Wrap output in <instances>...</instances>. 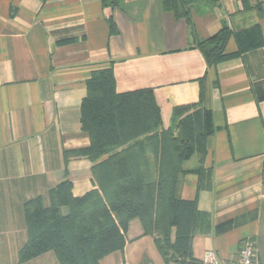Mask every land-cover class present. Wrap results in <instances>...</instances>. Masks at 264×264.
Masks as SVG:
<instances>
[{"label": "crops", "instance_id": "0c3cea01", "mask_svg": "<svg viewBox=\"0 0 264 264\" xmlns=\"http://www.w3.org/2000/svg\"><path fill=\"white\" fill-rule=\"evenodd\" d=\"M222 27L230 31L227 57L208 65L197 41ZM253 28L261 43L238 53L236 33ZM109 66L117 93L152 90L160 129L174 126L178 106L210 110L214 132L204 153L182 162L177 184V196L198 212L192 256L212 250L236 262L249 239L264 264V0H201L187 19L162 0L115 8L101 0H0V264H60L52 250L19 260L24 203L37 196L48 203L64 179L75 197L96 187L94 162L64 151L89 145L81 124L86 83ZM124 239L99 263L165 264L137 219Z\"/></svg>", "mask_w": 264, "mask_h": 264}, {"label": "trees", "instance_id": "16d2710c", "mask_svg": "<svg viewBox=\"0 0 264 264\" xmlns=\"http://www.w3.org/2000/svg\"><path fill=\"white\" fill-rule=\"evenodd\" d=\"M122 1L101 0L102 5L108 8H115ZM198 1L201 0H162V7L173 11L177 17L187 19L190 5ZM109 27L110 33H115L111 18ZM229 35L228 28L222 27L211 37L197 41L196 46L208 65L227 57L223 51ZM236 36L240 44L238 53L261 43L258 28L240 31ZM86 88L87 93L81 103V124L89 134L90 143L86 147L66 150L64 155L66 159L86 157L93 161L92 175L99 189L93 188L83 196L75 197L71 192V182L64 179L50 189L49 207L43 206L41 196L26 201L27 241L19 251V260L52 250L60 264H100L102 257L123 248L128 224L137 218L143 234L153 235L150 229L153 226L163 236L161 241L154 239L165 264H201L193 258L191 248L198 212L194 201L176 196V184L183 172L182 162L196 152L204 153L206 139L214 132L210 110L200 104L178 106L174 109L175 116L187 111L192 113L184 114L175 129H160V111L152 90L117 93L110 66L93 71ZM193 127L195 132L191 130ZM150 134L161 142V166L167 164L161 171L165 172L155 183L144 178L136 156L137 144L125 148L127 143ZM103 156L107 157L103 159ZM165 158L167 162L164 163ZM152 187H157L156 204L148 196ZM60 205L70 208L67 217L61 219L66 222V229L54 228V222L48 221L47 234L31 236L34 209L42 212L40 221L45 217L58 220L57 208ZM172 228H175L174 241L170 239ZM29 239L47 246L31 249Z\"/></svg>", "mask_w": 264, "mask_h": 264}, {"label": "rangeland", "instance_id": "374dc122", "mask_svg": "<svg viewBox=\"0 0 264 264\" xmlns=\"http://www.w3.org/2000/svg\"><path fill=\"white\" fill-rule=\"evenodd\" d=\"M188 113H192L191 111H187V112H183L182 114H180V116H176L175 120H174V129L175 126L179 123V121L183 118L184 114H188ZM193 132H195V127H193L191 129ZM160 130L157 131L156 134H159ZM177 132V130L175 131ZM157 138L155 137V135H144L142 137H139L138 139H136V141L127 143L125 145V148H127L129 145H136V156L138 157L140 163H141V168H142V172L144 175V178L147 181L150 182H158V179L160 178V176H162L163 172H161L165 166H167V164H165V166H161V162L160 159H162L161 157V152L163 151L162 147H161V142L156 141ZM159 140V139H158ZM158 146V147H157ZM155 148L158 149V151H155ZM162 150V151H161ZM163 153V152H162ZM107 156H103L102 158H106ZM164 163L167 162L166 158L163 159ZM179 178V177H178ZM177 184H178V180H177ZM177 184H176V196H177ZM95 188L99 189L98 183H95ZM56 186H54L53 188H55ZM52 189V188H51ZM152 190V191H151ZM154 191V194H153ZM157 192V187H153L148 191V196L151 198V200H153V203H155L156 201V197H155V193ZM49 200V199H48ZM45 203V201L43 200V206L44 207H49V204ZM70 208L65 206V205H60L57 208V216L58 220H55L54 217H45L42 218L43 221H40L39 216L41 217V211H36V209H34L33 212V227L31 229V236L33 235V237H42L43 235L47 234V232L45 233L46 230V223H48V221L50 222H54V228L58 227H62L64 230L66 229V222L63 223V221H61V219H64L67 217ZM137 219V218H134ZM138 220V219H137ZM139 221V220H138ZM140 222V221H139ZM163 224V221L161 222L160 225ZM160 225L158 227H160ZM152 234L154 235V238L159 239L160 241L163 239V236L159 233V231L154 228L153 226L150 227ZM175 228L171 229V235H170V239L172 241H174L175 239ZM67 234V233H66ZM29 246H31V249H38L40 247H45L47 245H40L37 242H34L32 239H29ZM51 244V243H50ZM171 264H174L173 262H171Z\"/></svg>", "mask_w": 264, "mask_h": 264}, {"label": "built area", "instance_id": "2783aa9c", "mask_svg": "<svg viewBox=\"0 0 264 264\" xmlns=\"http://www.w3.org/2000/svg\"><path fill=\"white\" fill-rule=\"evenodd\" d=\"M199 262L201 264H261L254 243L249 239H244L241 242L236 262L222 259L212 250H206Z\"/></svg>", "mask_w": 264, "mask_h": 264}]
</instances>
